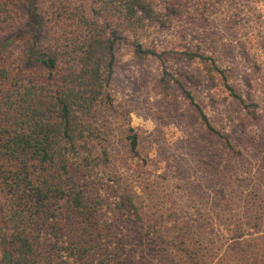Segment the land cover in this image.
<instances>
[{
    "label": "rangeland",
    "instance_id": "374dc122",
    "mask_svg": "<svg viewBox=\"0 0 264 264\" xmlns=\"http://www.w3.org/2000/svg\"><path fill=\"white\" fill-rule=\"evenodd\" d=\"M19 1L10 30L27 21ZM148 1L161 19L138 37L150 54L137 56L132 36L117 48L113 107L100 123L113 239L125 245L128 264H174L177 247L193 244L207 264H264V0ZM190 54L215 61L225 78ZM12 56H21L19 45ZM132 129L138 155L129 146ZM124 191L147 215L158 211L171 226L167 237L150 243L155 228L113 215Z\"/></svg>",
    "mask_w": 264,
    "mask_h": 264
},
{
    "label": "trees",
    "instance_id": "16d2710c",
    "mask_svg": "<svg viewBox=\"0 0 264 264\" xmlns=\"http://www.w3.org/2000/svg\"><path fill=\"white\" fill-rule=\"evenodd\" d=\"M21 1L27 21L10 30L20 1L0 0V264H128L125 245L105 220L103 174L110 158L98 149L100 123L113 107L117 48L132 36L136 55L150 54L138 37L160 22L159 14L148 0ZM18 45L21 56L14 57ZM190 57L210 60L225 78L212 59ZM128 139L138 155L133 129ZM112 210L155 228L150 243L171 232L158 211L147 215L132 191ZM176 251L174 264H207L200 245Z\"/></svg>",
    "mask_w": 264,
    "mask_h": 264
},
{
    "label": "crops",
    "instance_id": "0c3cea01",
    "mask_svg": "<svg viewBox=\"0 0 264 264\" xmlns=\"http://www.w3.org/2000/svg\"><path fill=\"white\" fill-rule=\"evenodd\" d=\"M0 261H1V254H0Z\"/></svg>",
    "mask_w": 264,
    "mask_h": 264
}]
</instances>
